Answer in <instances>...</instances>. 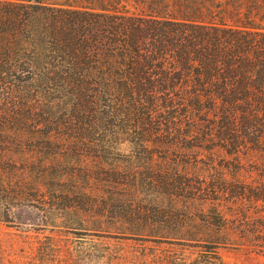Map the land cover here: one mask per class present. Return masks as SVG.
Instances as JSON below:
<instances>
[{
  "label": "trees",
  "instance_id": "trees-1",
  "mask_svg": "<svg viewBox=\"0 0 264 264\" xmlns=\"http://www.w3.org/2000/svg\"><path fill=\"white\" fill-rule=\"evenodd\" d=\"M152 70L162 75L154 95ZM12 92L62 93L72 106L94 111L120 93L122 102L157 101L188 116L198 146L213 159L205 170L121 171L97 161L90 167L80 154L65 167L62 155L48 153L33 165L41 176L32 188L35 208L52 222L65 201L78 225L86 216L102 224L107 212L115 230L196 243L191 247L197 254L187 262L162 255L152 264H224L217 250L238 231L237 169L243 158L252 166L264 158V0H0L2 104L12 100ZM20 102L31 106L25 98ZM11 144L0 127V158L12 153ZM261 176L256 183L263 189ZM80 179L132 189L125 194L112 187L100 202L78 186ZM143 182L155 184L152 206L136 193ZM21 190L12 191L0 169V200ZM258 198L264 199L261 190L247 200ZM8 211L0 205L2 215ZM55 242L47 236L28 243L25 252L12 253L18 259L9 264H64ZM4 253L0 244V264Z\"/></svg>",
  "mask_w": 264,
  "mask_h": 264
},
{
  "label": "rangeland",
  "instance_id": "rangeland-1",
  "mask_svg": "<svg viewBox=\"0 0 264 264\" xmlns=\"http://www.w3.org/2000/svg\"><path fill=\"white\" fill-rule=\"evenodd\" d=\"M164 64L168 66L167 62ZM149 76L154 95L162 75L152 70ZM9 96L12 99L9 103L0 101V127L12 143V153L0 158V169L7 175L12 191L16 186L22 190L17 196L12 194L0 200V205L9 208L6 215L0 212V244L5 250V264L18 259L12 253L18 250L23 253L28 243L43 241L47 236L56 241L64 264H152L155 257L162 255L177 256L187 262L197 254L198 248L191 247L196 243L191 240L115 230L108 224L107 212L103 213L102 224L95 222L94 216H86L87 222L78 225L70 218V208L65 201L61 216L50 222L46 214L35 208L37 202L32 192L34 183L41 178L39 169L33 165L53 152L67 156L59 157L66 160L63 161L65 167L80 154L90 167L97 161L104 167L118 166L121 171L124 167L141 172L149 168L168 172L205 170L213 159L206 149L198 146V136L188 116H177L176 108H164L157 101L139 104L125 98L126 102H122L120 93L110 95L109 102L100 101L95 111L72 106L71 98L62 93L12 92ZM23 98L30 101L31 106H21ZM251 161L243 158L237 169L238 196L233 218L238 231L217 250L224 264H264V199L247 200L251 192L261 190L264 195V187L258 188L256 183L260 175L264 178L261 166L264 158L255 160V166L249 164ZM78 182L82 190L96 195L100 202H106L112 187L125 194L132 189L126 184L114 186L103 180L80 179ZM154 185L143 182L136 186V193L146 206H152L157 194ZM170 199L169 195L164 196L166 208ZM227 207L224 201L225 219H228ZM166 236L174 237L170 233ZM255 236L259 238L253 239Z\"/></svg>",
  "mask_w": 264,
  "mask_h": 264
}]
</instances>
